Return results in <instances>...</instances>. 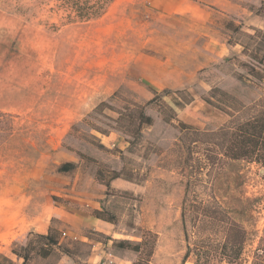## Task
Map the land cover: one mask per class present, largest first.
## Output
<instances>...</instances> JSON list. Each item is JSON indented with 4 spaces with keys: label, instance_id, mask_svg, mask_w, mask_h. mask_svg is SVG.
Listing matches in <instances>:
<instances>
[{
    "label": "rangeland",
    "instance_id": "rangeland-1",
    "mask_svg": "<svg viewBox=\"0 0 264 264\" xmlns=\"http://www.w3.org/2000/svg\"><path fill=\"white\" fill-rule=\"evenodd\" d=\"M261 1L242 0V4L264 17ZM211 2L216 3V0H112L100 17L83 23H66L60 13L50 9L51 2L0 0V196L19 192L26 196L38 194L41 206L47 199L49 205L77 208L58 193L69 187L68 181L75 178L83 181V176L97 163L79 159L74 171L57 172V166L65 159L63 154L75 150L89 152L99 161L112 165L116 156L97 151L92 136L113 149L124 147L125 134L113 129L117 125L101 113L113 119L122 114L131 118L132 125L138 126V120L130 114L131 103L150 99L152 89H170H157L132 78L117 88L112 87L107 96L102 88L113 83L111 78L135 51L172 56L175 53L169 51V44H182L184 57L181 60L186 62L185 67L192 63L197 78L188 87L179 88L188 90L194 99L183 111L177 110V118L200 129H216L227 122L229 116L205 103L197 91L234 82V74L240 69L238 61L245 59L241 54V43L246 40L244 33L252 32L240 30L233 17H223L213 11L207 17L211 27L229 34V42L222 33L218 41L211 43H189L186 33L184 39L169 36L176 30L183 31L187 23L191 24V15L206 18L202 8L208 9ZM179 5L189 7L190 12H186L189 15L176 14ZM227 22L233 25L228 27ZM230 43L238 44V53L229 48ZM189 44L199 47V58L189 53ZM101 95L110 105L101 113L92 111L98 103L93 107L75 104L80 96L90 99ZM249 95L250 99L260 96L258 92ZM163 101L170 104L167 96ZM83 109H88V115L82 118L85 120H73V113ZM145 112L152 116L153 124L142 130L143 137L136 152L127 154L145 175L144 179L131 182L128 189H114L98 203L80 202L89 212L102 207L114 216L110 236L83 230L81 233L93 240L87 244L80 241L81 233L63 236L58 232L61 245L71 243L66 246L70 254L51 253L54 247L50 252L41 249L29 254L28 264H56L59 257H68L71 264H87L88 254L97 253L101 257L104 249L122 253L120 264H131L138 257L137 253L114 249L111 239L138 242L149 233L155 239L153 263L192 264L190 258L183 261L185 242L180 204L184 187L176 168L175 131L164 128L160 122L163 114L157 105L146 107ZM92 126L109 134L104 136ZM143 151L146 157L141 158ZM262 174L263 170L254 163L235 161L226 165L216 183L217 198L236 212L246 230L242 264L250 263L260 238L264 237ZM50 226L57 229L55 219ZM27 241H34V236L14 240L11 252ZM5 252L9 250H0V264H15Z\"/></svg>",
    "mask_w": 264,
    "mask_h": 264
},
{
    "label": "trees",
    "instance_id": "trees-1",
    "mask_svg": "<svg viewBox=\"0 0 264 264\" xmlns=\"http://www.w3.org/2000/svg\"><path fill=\"white\" fill-rule=\"evenodd\" d=\"M51 2L50 9L60 13L66 23L87 22L100 17L112 0H42ZM264 8V0L261 1ZM246 40L241 43V54L245 58L238 61L240 68L234 74V82L219 84L206 91H197L199 97L208 105L224 112L229 120L216 129H200L177 118V110L184 109L194 96L186 89H152L153 97L143 103L132 102L133 119L122 114L117 118L101 113L110 108L107 100L100 101L92 111L100 112L106 119L113 121L117 129L125 134L124 147L113 149L93 137V146L97 151L116 156L112 165L99 161L89 152L72 150L82 161L97 163L89 172L105 186V197L115 188L113 179L121 178L130 182L143 180L136 162L127 157L136 152L143 137L142 130L153 124V118L145 112L150 105H157L163 116L160 119L164 128L174 130V145L177 150L176 168L183 180V196L180 204V216L185 242L183 261L190 258L192 264H242V253L246 241V230L235 211L227 208L216 195V183L230 162L245 161L254 163L263 170L264 179V29L253 33H244ZM252 92L260 96L250 99ZM116 93V92H115ZM113 93L110 97L114 96ZM169 97L170 104L163 99ZM109 97V98H110ZM88 115V114H87ZM85 120V119H82ZM102 135L109 132L92 126ZM155 145V144H154ZM155 148V147H153ZM71 150V149H70ZM145 152L140 155L146 157ZM76 165L63 161L57 166V172H72ZM93 216L114 223V216L104 208H94ZM59 230L51 228L47 234L29 233L34 241H27L13 249V253L22 258L20 264H28L29 254L41 249L50 252L45 245H53V252L69 255L67 247L61 245L57 237ZM110 239V238H109ZM154 235L149 233L141 241L111 239L116 250L130 249L138 257L131 264H155L151 260L154 248ZM49 252H47L49 254ZM50 253V254H51ZM46 254V253H45ZM47 254V255H48ZM113 254L122 257V253ZM60 258V257H59ZM58 258V259H59ZM57 259V260H58ZM249 264H264V237L252 255Z\"/></svg>",
    "mask_w": 264,
    "mask_h": 264
},
{
    "label": "crops",
    "instance_id": "crops-1",
    "mask_svg": "<svg viewBox=\"0 0 264 264\" xmlns=\"http://www.w3.org/2000/svg\"><path fill=\"white\" fill-rule=\"evenodd\" d=\"M209 4L210 5L207 6L208 9L202 8L206 18L203 17L201 19V17H195V15L190 14L192 16L191 24L187 23L183 31L176 30L175 34L170 33L169 36H173L174 38L182 37L184 39L186 33V36H188L187 42L189 43H197L200 41L211 43L218 41L217 38L221 37L220 35L222 33L224 35V40L229 42V34L225 31L221 32L218 28L213 29L211 27L212 23L207 17H210L213 11L223 17H230L231 19L233 17V21L237 22L240 26L239 29L244 32L253 33L256 29H264V17L257 11H253L245 6V4H242V0H216V3L211 2ZM188 8L189 7H185L184 5H179V7L175 9V12L176 14L189 15L186 13L188 11L190 12ZM230 25L232 26L233 23L227 22V26L229 27ZM222 27L225 28L226 25L223 24ZM201 35L204 37H201ZM225 35L227 38H225ZM167 48L169 51H174L175 54L166 56V54L161 55L145 51L133 52V56L128 59L121 70L119 69L118 73L111 78L113 83L106 84V87L102 88V90H105L108 96L112 87L117 88L132 78L149 83L157 89H179L188 87L189 84L196 80L197 71L192 68V63H189L190 58L187 59V64L189 63L187 67L184 65L186 62L184 63L181 60V57H184V48L182 44H175L173 46L169 44ZM187 48L193 57L199 58V47L189 44ZM229 48L234 51L236 50V53L239 52L237 43H230ZM104 98V95L99 97L92 96L90 99L81 97L75 104L78 106L93 107L104 100ZM192 103L193 101L190 104ZM87 110L88 109L75 111L72 117L73 120L82 119L88 113ZM179 111H183V109ZM63 155L65 158L64 161H71L75 164L79 162V158L74 152H66ZM83 177V181L76 178L73 179L72 182L68 181L67 184L69 187L65 188L63 193H58V196L67 198L70 205L73 202L75 207H77L75 209L59 206L55 203L49 205L50 203L47 199L41 206L38 194L26 196L23 192H19L0 196V239H4V241L0 240V250H9V252L4 253L7 258L15 262V264H20L22 258L11 252L10 245L12 242L14 240H22L29 233L47 234L53 219L58 223L59 230L68 235H77L83 230H91L104 236H110L112 230L111 223L96 218L91 212L83 209V205L80 204V202H84L87 205L89 203H98V200L105 197V186L98 182L88 172ZM77 183H79L78 186ZM131 184L130 181L121 178L113 179L110 182L111 187L115 189H128ZM82 237L83 238L80 240L81 242L91 244L93 241L84 233ZM45 246L47 249L54 247L53 245ZM91 249L94 250L95 245L92 246ZM99 259L100 255L97 253H90L87 255L85 261L87 264L96 263ZM121 260L120 257H117L115 259V264H120L118 261ZM56 264L71 263L68 257H61L57 260Z\"/></svg>",
    "mask_w": 264,
    "mask_h": 264
},
{
    "label": "built area",
    "instance_id": "built-area-1",
    "mask_svg": "<svg viewBox=\"0 0 264 264\" xmlns=\"http://www.w3.org/2000/svg\"><path fill=\"white\" fill-rule=\"evenodd\" d=\"M65 232H62V235L65 236ZM117 257L113 255V253L110 250H102V256L100 257L97 264H115Z\"/></svg>",
    "mask_w": 264,
    "mask_h": 264
},
{
    "label": "bare ground",
    "instance_id": "bare-ground-1",
    "mask_svg": "<svg viewBox=\"0 0 264 264\" xmlns=\"http://www.w3.org/2000/svg\"><path fill=\"white\" fill-rule=\"evenodd\" d=\"M50 66V65H49ZM50 68H52V67H50ZM30 69V68H29ZM89 69V68H88ZM81 95V94H80ZM81 98V97H80ZM20 211V210H19ZM9 212V211H8ZM13 213V212H12ZM98 223V222H97Z\"/></svg>",
    "mask_w": 264,
    "mask_h": 264
}]
</instances>
